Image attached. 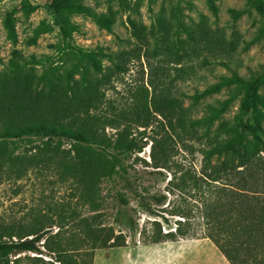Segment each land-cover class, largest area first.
I'll use <instances>...</instances> for the list:
<instances>
[{
  "label": "rangeland",
  "instance_id": "obj_1",
  "mask_svg": "<svg viewBox=\"0 0 264 264\" xmlns=\"http://www.w3.org/2000/svg\"><path fill=\"white\" fill-rule=\"evenodd\" d=\"M85 1L113 19V31L101 28L84 13H56L51 0H0V89L26 85L45 91L40 99L46 107L39 116L68 121L107 140L99 137L79 147L72 139H60L62 150H72L75 159L69 163L85 162L93 167V194L83 193L76 180L64 177L54 162L31 167L21 178H0V224L18 222L31 230L53 225L55 231L64 225V231L73 222L68 213L61 218V211L88 216L93 213L92 200H97L102 201L100 211L105 214L102 222L123 229L128 242L96 250L94 264H214L210 260H225L205 237L145 243L141 231L149 216L136 212L139 200L126 190L124 180L109 178L105 172L109 159L119 155L124 164H134L140 176L137 182L141 180L152 192L163 191L171 173L152 175L154 168L144 161L152 162L155 143L177 148L175 161L203 164L201 150L208 143L199 134L209 129L201 123L195 136L187 130L191 131L193 119L204 118L210 108L221 106L231 91L226 87L197 105L191 95L233 71L249 76L264 70V12L253 0H216L218 15L208 0ZM231 8L245 13L235 20ZM88 50L112 54L113 61L99 56L104 73L95 72L84 58ZM116 62H126V71H119ZM49 79L54 88L44 89ZM260 93L264 127V86ZM166 97L178 98L183 107L184 123L175 120V128L157 109L161 106L169 113L163 106ZM240 111V100L232 101L209 133L231 137ZM131 140L135 149L125 152ZM21 144L10 147L9 157L23 154L25 145ZM13 158L5 172L13 170L8 167ZM118 192L131 198V203L122 205L113 197ZM132 217L138 221L136 228L130 224ZM64 235L69 237L67 232ZM56 240L49 239L50 243Z\"/></svg>",
  "mask_w": 264,
  "mask_h": 264
},
{
  "label": "trees",
  "instance_id": "obj_2",
  "mask_svg": "<svg viewBox=\"0 0 264 264\" xmlns=\"http://www.w3.org/2000/svg\"><path fill=\"white\" fill-rule=\"evenodd\" d=\"M208 3L218 15L216 0H208ZM253 3L264 12V0H253ZM50 7L56 13L87 14L101 28L113 31V19L94 10L85 0H51ZM230 11L235 20L245 13L244 9L231 8ZM32 42L36 43V40ZM221 47L224 50L223 43ZM83 55L97 73H104L99 56L113 61L112 54L103 50H88ZM115 64L119 71H126V62ZM263 86L264 70L249 76L233 71L230 76L222 75L220 81L191 95L197 105L226 87L231 91V96L222 100L221 106L210 108L208 116L193 119L189 125L191 131L187 130L191 134L196 135V128L201 123L210 130L230 103L239 99L241 111L237 127L228 138L221 134L211 135L209 130L199 134L208 143L201 150L203 164L200 166L191 161H175L173 157L178 149L174 146L153 144L152 162L144 161L154 168L150 171L152 175L171 173L163 191L152 192L141 180L137 182L140 176L134 164H124L119 155L109 159L105 176H120L126 190L139 200L140 209L136 212L149 216L141 231L145 243L205 237L230 264H264V127L260 93ZM43 88L53 89L54 82L45 80ZM41 92L45 91L26 85L17 90L13 87L0 89V178H21L31 167L54 162L56 167L63 169L64 177L76 180L77 187L84 189L83 193L93 194L96 185L93 167L85 162L69 163L75 158L71 156L72 150L61 149L60 139H72L79 147L97 141L99 137L102 141L107 140L97 132L90 133L68 121L39 116L41 109L46 107L40 99ZM163 106L169 113L161 106L157 108L158 112L170 120L172 128L176 126L175 120L184 123L183 107L178 98L166 97ZM37 137L46 139L38 142L34 139ZM9 139L17 147L24 143L23 154L9 157L13 152L10 147H15L10 145ZM125 147V152L134 150L133 140ZM10 158L13 160L8 167L13 170L5 172ZM113 197L122 205L131 203V198L121 192ZM101 206L102 201L92 200L93 213L88 216L62 209L60 217H67L64 215L68 213L73 222L71 226L66 225L68 228L64 231V225H58L59 229L55 231L53 225L31 230L18 222L0 224V264H94L96 250L124 246L128 242L123 229L102 222L105 214L100 211ZM130 224L136 228L138 221L132 217ZM65 232L69 237H65ZM51 237L58 240L50 243ZM66 238V242L61 241Z\"/></svg>",
  "mask_w": 264,
  "mask_h": 264
},
{
  "label": "crops",
  "instance_id": "obj_3",
  "mask_svg": "<svg viewBox=\"0 0 264 264\" xmlns=\"http://www.w3.org/2000/svg\"><path fill=\"white\" fill-rule=\"evenodd\" d=\"M187 241H191V240H187ZM194 241H198V239L194 240ZM171 243H177V241H172ZM217 260V261H216ZM216 260H210L212 263L217 264H230V262L225 258V260H221V259H216Z\"/></svg>",
  "mask_w": 264,
  "mask_h": 264
}]
</instances>
